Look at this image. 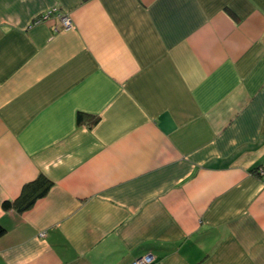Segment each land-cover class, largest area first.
<instances>
[{
    "label": "crops",
    "instance_id": "obj_1",
    "mask_svg": "<svg viewBox=\"0 0 264 264\" xmlns=\"http://www.w3.org/2000/svg\"><path fill=\"white\" fill-rule=\"evenodd\" d=\"M262 166L264 0H0V264H264Z\"/></svg>",
    "mask_w": 264,
    "mask_h": 264
},
{
    "label": "built area",
    "instance_id": "obj_2",
    "mask_svg": "<svg viewBox=\"0 0 264 264\" xmlns=\"http://www.w3.org/2000/svg\"><path fill=\"white\" fill-rule=\"evenodd\" d=\"M61 21L63 27L65 28H69L72 26L71 20L68 17H64ZM259 174L260 176H264V167L259 169ZM132 264H155V258L152 255H147L143 258L135 260Z\"/></svg>",
    "mask_w": 264,
    "mask_h": 264
},
{
    "label": "trees",
    "instance_id": "obj_3",
    "mask_svg": "<svg viewBox=\"0 0 264 264\" xmlns=\"http://www.w3.org/2000/svg\"><path fill=\"white\" fill-rule=\"evenodd\" d=\"M85 118H86L85 116L80 115V116H79V122H82ZM96 121H97V120H95L94 123H95ZM262 167H264V166H262ZM262 167H259V168H257V169L255 170V174H256L257 176H259V177H260L259 169L262 168ZM49 189H50V188H45L43 194H46V193L49 191ZM38 197H39V195L37 196V198H38ZM34 202H35V199H33L32 201H29L27 204H25L26 207H25L24 209H28V208H30V207L34 204ZM4 206H5L6 209H8V208L10 207V202H6V203L4 204ZM5 232H6V230L0 225V238L5 234ZM155 264H156V263H155Z\"/></svg>",
    "mask_w": 264,
    "mask_h": 264
},
{
    "label": "rangeland",
    "instance_id": "obj_4",
    "mask_svg": "<svg viewBox=\"0 0 264 264\" xmlns=\"http://www.w3.org/2000/svg\"><path fill=\"white\" fill-rule=\"evenodd\" d=\"M63 18H64V17L61 16V20H62ZM61 22H62V21H61ZM144 257H145V256H144ZM140 258H143V257H140ZM140 258H137V259H140ZM137 259H135V260H137ZM135 260H134V261H135ZM134 261H133V262H134ZM133 262H132V263H133ZM132 263H131V264H132Z\"/></svg>",
    "mask_w": 264,
    "mask_h": 264
}]
</instances>
